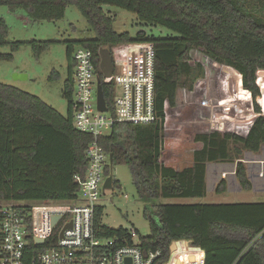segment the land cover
<instances>
[{"label": "trees", "instance_id": "1", "mask_svg": "<svg viewBox=\"0 0 264 264\" xmlns=\"http://www.w3.org/2000/svg\"><path fill=\"white\" fill-rule=\"evenodd\" d=\"M70 5L78 7L96 36L66 41L71 67L63 89L67 99L73 93L75 44L92 50L97 65L102 47L155 44L159 119L147 124L118 123L111 133L99 137L113 156V164L131 167L134 183L146 202L144 216L150 221L151 233L140 235L143 247L162 250L157 264L168 261L175 241H179L172 254L176 264H264V201H155L204 197L207 161H233L241 159L244 150L259 152L264 147V18L239 0H0V7L22 10L33 21L63 19ZM104 5L133 12L141 22L177 35L162 37L140 30L134 37L130 32H118ZM9 31L8 22L0 18V61L13 60L15 52L27 45L38 57L55 42L9 41ZM5 46L10 52L1 51ZM193 54H204L206 61ZM208 66L218 69L220 80H210ZM225 67L234 77L222 76ZM103 90L111 106L114 90L106 84ZM210 95L232 117L237 114L250 121L246 136L229 130L228 121L213 126L219 131L204 119L206 111L200 114V106L204 104L210 113ZM218 118L213 116V122ZM93 139L74 127L70 107L64 115L41 97L0 82V226L3 203L76 199L80 183L75 175L85 177L86 150ZM192 142L199 146L193 151V162L180 163L179 152L187 151ZM110 172L111 166L107 168L108 175ZM236 177L244 190L252 189L242 161L237 164ZM226 183L222 179L217 191H226ZM115 186L120 187L121 182L115 179ZM102 214L103 209H98L97 221ZM121 231L123 227L104 226L103 235ZM187 256H193V262H187Z\"/></svg>", "mask_w": 264, "mask_h": 264}, {"label": "built area", "instance_id": "2", "mask_svg": "<svg viewBox=\"0 0 264 264\" xmlns=\"http://www.w3.org/2000/svg\"><path fill=\"white\" fill-rule=\"evenodd\" d=\"M105 48L114 62L111 76L103 75L100 55L97 65L92 50L80 46L73 54V125L94 137L86 150V175H75L80 183L79 195L57 203H3L0 264H157L162 256L160 249L143 247L137 229L123 227L116 235L106 236L103 230L107 225L102 219L97 221L98 209L104 211L101 201L108 190L104 186L111 166L99 137L111 133L118 123L147 124L159 119L155 44L131 42ZM100 83L114 90L111 106L106 99L107 111L98 108ZM260 175L264 176V171ZM172 254L164 264H176ZM193 260V256H187V262Z\"/></svg>", "mask_w": 264, "mask_h": 264}, {"label": "rangeland", "instance_id": "3", "mask_svg": "<svg viewBox=\"0 0 264 264\" xmlns=\"http://www.w3.org/2000/svg\"><path fill=\"white\" fill-rule=\"evenodd\" d=\"M258 17L264 18V0H239ZM105 11L114 18V28L118 32H130L136 37L140 30L155 33L157 36H176L174 32L161 26L143 23L133 12L123 8L104 5ZM0 18H4L10 27L9 41L53 40L55 41L40 56H36L31 46H23L15 52L11 61H0V82L15 85L25 91L41 97L45 102L56 108L64 115H68L70 99L64 96L65 81L69 77L70 64L67 58L68 45L66 41L91 39L96 36L86 18L75 5L67 7L66 15L57 21H33L22 10L12 13L7 6L0 7ZM80 46L75 44V50ZM2 52H10V47L1 48ZM196 54H193V57ZM196 59L205 60L204 54L196 55ZM206 63V62H205ZM222 76L229 77L232 73L229 68H222ZM207 71L211 81H218V69L209 67ZM22 72L27 75L23 79H15L14 74ZM234 74V73H233ZM234 77V76H233ZM215 93V87L211 86ZM240 107L241 104L238 103ZM238 116L228 121V129L243 134L242 121L239 128ZM240 118V117H239ZM250 121H246V134ZM242 161L247 169V175L253 185L251 190H244L236 177L237 164ZM264 147L259 152L244 150L242 158L236 162L213 163L209 166L207 175V193L204 197L187 199L159 198V203H229V202H257L264 201ZM226 171V173H223ZM114 180L121 182L120 187L108 189L102 196L101 203L104 211L102 223L112 228H135L140 235L148 236L151 233L150 221L144 216L146 202L142 199L134 183V175L130 166L113 164ZM222 179L226 180V191L218 192ZM34 203V201H25ZM24 202V203H25ZM158 221L157 216L154 217ZM189 246L190 242L186 241ZM185 242V244H186ZM193 247V246H192ZM176 248L171 251L175 252ZM191 253V252H190Z\"/></svg>", "mask_w": 264, "mask_h": 264}, {"label": "crops", "instance_id": "4", "mask_svg": "<svg viewBox=\"0 0 264 264\" xmlns=\"http://www.w3.org/2000/svg\"><path fill=\"white\" fill-rule=\"evenodd\" d=\"M12 12V11H11ZM12 13H16V12H12ZM25 14V13H24ZM26 15V14H25ZM28 17V16H27ZM229 77H233L232 76V74L229 76ZM184 89V87L183 88H181L180 90L182 91ZM208 104H209V106L211 107V111H210V113L207 111V110H205L204 109V107L205 106H202V105H204V104H202L201 106H200V114H201V112L203 111H206L204 114H206V115H203L205 118L204 119H208L209 121H211L212 123V128H214L213 126H215V125H217V124H221V123H223L224 121H232L233 120V117H232V114H231V112L230 111H228L227 109H226V106H224V105H220V104H218L217 102H216V98L214 97V96H212V95H210V98H209V100H208ZM209 106H207V107H209ZM239 106V105H238ZM240 107V106H239ZM211 114V116H210V118H208L207 117V115H210ZM201 116V115H200ZM202 116V117H203ZM213 116L214 117H220L221 119H217V122L215 121V122H213ZM235 121H238V126H239V128H241V121H242V128H243V134L242 133H240L239 131H234L235 133H237V134H239V135H243V136H246V129H245V127H246V120H243V119H240V118H238V119H235L234 120V124H235ZM214 130H219V131H221L220 129H215L214 128ZM198 143H195V142H192V144L190 145V148H188L187 149V151H181V152H179L180 153V155H181V158H182V161H180V163L182 162H187V163H192L193 162V151L195 150V149H197L199 146L197 145ZM184 147L185 148H187V146H185L184 145ZM176 149H178V146H177V144H176ZM235 157V156H234ZM238 159H235V160H233V161H225V163L226 162H236ZM213 163H220V162H216V161H207V163H206V169H207V172H206V189H207V175H209V166H210V164H213ZM222 163V162H221ZM223 173H226V171H224ZM207 193V192H206ZM181 199H187V198H181Z\"/></svg>", "mask_w": 264, "mask_h": 264}, {"label": "water", "instance_id": "5", "mask_svg": "<svg viewBox=\"0 0 264 264\" xmlns=\"http://www.w3.org/2000/svg\"><path fill=\"white\" fill-rule=\"evenodd\" d=\"M99 55L101 58L100 69H101L103 75L104 76H111L113 74V70H114V62H113V58H112L110 50L108 48L102 47L99 50ZM14 77H15V79H23V78H26L27 75L22 73V72H16L14 74ZM98 108L102 111L108 110L103 86L101 83L98 86ZM110 162H111V172L108 175V177L106 178L104 189H112L114 187V175L112 173V166L114 163V159H113L112 155H110ZM57 219H58V217H55L54 220L56 221ZM40 242H43V241L40 240ZM175 246H176V243L173 242L171 245V251H173L176 248Z\"/></svg>", "mask_w": 264, "mask_h": 264}]
</instances>
